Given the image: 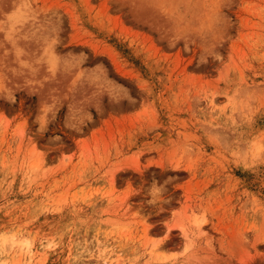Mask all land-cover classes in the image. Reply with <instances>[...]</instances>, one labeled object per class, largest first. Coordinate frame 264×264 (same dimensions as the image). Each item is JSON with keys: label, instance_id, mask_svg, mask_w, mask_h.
<instances>
[{"label": "rangeland", "instance_id": "obj_1", "mask_svg": "<svg viewBox=\"0 0 264 264\" xmlns=\"http://www.w3.org/2000/svg\"><path fill=\"white\" fill-rule=\"evenodd\" d=\"M0 264H264V0H0Z\"/></svg>", "mask_w": 264, "mask_h": 264}]
</instances>
